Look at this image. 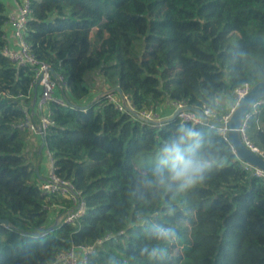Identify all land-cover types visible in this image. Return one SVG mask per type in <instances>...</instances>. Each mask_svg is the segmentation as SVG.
Returning <instances> with one entry per match:
<instances>
[{"label":"trees","instance_id":"obj_1","mask_svg":"<svg viewBox=\"0 0 264 264\" xmlns=\"http://www.w3.org/2000/svg\"><path fill=\"white\" fill-rule=\"evenodd\" d=\"M29 4V52L65 79V103H49L41 139L54 172L85 204L75 225L47 222L51 205L68 202L40 191L28 159L32 72L4 52L9 17L0 0V219L8 222L0 223V264H62L59 253L91 245L85 264H264V178L237 158L226 134L179 116L142 121L107 96L81 104L96 74L137 112L179 101L222 113L233 88L264 81V0ZM248 114L244 135L264 156V108ZM182 124L202 133L217 163L186 191L146 188L160 148ZM155 226L174 235L157 239ZM145 248L162 253L150 258Z\"/></svg>","mask_w":264,"mask_h":264},{"label":"built area","instance_id":"obj_2","mask_svg":"<svg viewBox=\"0 0 264 264\" xmlns=\"http://www.w3.org/2000/svg\"><path fill=\"white\" fill-rule=\"evenodd\" d=\"M29 13V0H17L15 2V11L8 15L9 18L6 23V26L11 27L14 39L17 42L18 47L13 48L7 45L4 48V52L9 57V59L13 61L16 65H28L32 72V84L33 87L36 88L37 92L35 104L40 119L37 124H33L30 122L29 116L26 112V119L23 122V125L27 128L29 133L32 132L39 136H42L47 126L51 123L50 117L48 116L49 103L51 101L57 102L59 104L65 103L63 96L59 94L60 92H56L57 88L65 84V79L61 74L56 75V77L53 78L49 71V65L37 62L29 52L28 45L24 41L23 35L26 19ZM103 84L104 87L101 88V91L116 87L108 81H105ZM251 86L252 85L249 83H243L242 85L233 88L230 93L224 97V101L226 100L225 102L232 100V104H234V106L228 112L221 113L216 112L210 108H204L201 110L202 113L208 119L226 121L232 114L237 102L249 92ZM107 97L108 101L112 102L117 109H119L120 111H126L120 101L119 96L116 93L108 94ZM170 104L173 107L172 112L176 109L186 107L183 102L179 101H170ZM129 107L133 109L132 105H130ZM262 108H264V98H260L255 101L251 105L250 109H252V112L255 113ZM139 113L148 119H161L157 107L153 110L142 111ZM248 115L249 114L246 115L245 121L241 128V137L248 147H250L254 152L263 156V154L259 151L256 146H253L247 141L244 135V126ZM178 116L181 118L182 121L190 122L193 124L202 123L199 116L191 110H183L179 113ZM219 130L223 131L222 134H226L225 128H220ZM255 174L264 178V173L262 171L255 170ZM38 187L43 194L47 195V198L50 195L54 194L65 199L68 202V206L59 203H54L48 208L50 212L52 211V209H55L59 221L71 225H75L77 223V220L83 213L85 203L84 200L81 198L80 192L75 189L74 185L71 183L70 180H67L56 174L52 165L50 166L48 173H46V176L38 181ZM97 243H100V241H98ZM93 251L94 245L83 247L74 246L67 251L59 253L57 256V260L60 261L62 264H85L87 255Z\"/></svg>","mask_w":264,"mask_h":264},{"label":"clouds","instance_id":"obj_3","mask_svg":"<svg viewBox=\"0 0 264 264\" xmlns=\"http://www.w3.org/2000/svg\"><path fill=\"white\" fill-rule=\"evenodd\" d=\"M206 141L194 127L181 125L175 139L166 141L160 148L159 158L151 169L150 177L142 181L146 188L154 191L183 192L193 188L205 179L217 160L205 151ZM153 235L157 239H167L174 233L171 229L155 226ZM150 258L161 255L162 250L145 248Z\"/></svg>","mask_w":264,"mask_h":264},{"label":"water","instance_id":"obj_4","mask_svg":"<svg viewBox=\"0 0 264 264\" xmlns=\"http://www.w3.org/2000/svg\"><path fill=\"white\" fill-rule=\"evenodd\" d=\"M49 71L52 75H54L52 69H49ZM112 93H116L119 96L120 101L126 111L132 113L138 119L152 124H160L167 120L173 119L177 117L179 113L183 110L194 111L199 116L202 123L217 127L219 129L225 128L227 139L231 144L232 149L235 152L237 158L245 165L250 166L255 170L262 171L264 173V157L254 152L250 147H248L241 137V128L245 121V117L248 114L249 109L251 108V105L258 99L264 98V81L256 82L251 86L249 92L237 102L232 114L226 121L208 119L202 113L201 110L188 106L176 109L169 117L161 118L159 120L148 119L142 116L139 112L129 107L125 95L118 86L101 91L93 98V100L102 96H107L108 94ZM44 146L45 142L42 141L41 148ZM2 222L5 224L8 223L7 220L0 219V223Z\"/></svg>","mask_w":264,"mask_h":264},{"label":"crops","instance_id":"obj_5","mask_svg":"<svg viewBox=\"0 0 264 264\" xmlns=\"http://www.w3.org/2000/svg\"><path fill=\"white\" fill-rule=\"evenodd\" d=\"M2 1L4 2L5 6H6L7 15H10V13L15 11V2L17 0H2ZM4 29H5L6 37H7V40H8L7 45L10 46V47H13V48H17L18 44H17V42L14 39L11 27H9V26L5 27L4 26ZM35 89H36L35 87H33L31 89L30 102H29L30 103V107H31V115L28 114L29 120L33 124H37L39 122V119H40L39 118V114L37 112L36 104H35L36 98H37V92H36ZM56 92L57 93L60 92L59 94L62 95L61 91H60V87L56 89ZM100 92L101 91L99 90L98 93H100ZM96 95H94V97ZM89 98L92 99V96L90 94V89H89L88 97H87V99H85L83 101V103L88 101ZM165 104L166 105L164 106V110L166 112L163 113V114H160L161 117L163 116L162 118H165V117H167L168 115H171L174 112V111L172 112L173 107L171 106L170 101H166ZM41 143H42L41 136H39V135H37L35 133H32V132L31 133L28 132L27 151H30V149H36V151L38 153V162H37V165L35 167V172L37 173L38 181L43 179L46 176V173H48V170H49L50 166H52L51 154L48 151V149L46 148V146L41 148ZM42 151L45 152L46 161L43 159V157L41 155ZM56 218H58V217H57V214L55 212V209H52V211L49 212V214H48L47 222L50 223L53 220L57 221L58 219H56Z\"/></svg>","mask_w":264,"mask_h":264},{"label":"rangeland","instance_id":"obj_6","mask_svg":"<svg viewBox=\"0 0 264 264\" xmlns=\"http://www.w3.org/2000/svg\"><path fill=\"white\" fill-rule=\"evenodd\" d=\"M89 76H93V74H92V75L89 74ZM94 77H95V80H94V81H90V82L88 83V86H87V87L90 89V94H91L92 98L94 97V95H96V94L98 93V91H99L101 88L104 87L103 80L101 79V77H99V76L96 75V74L94 75ZM89 99H90V98H89ZM225 101H226V100H225ZM225 101H222V103H223L224 105L221 107V108H222V111H223L224 113L228 112V111L234 106V104H232V103H233L232 100H229V101H227V102H225ZM82 103H83V101H81V104H82ZM127 103H128L129 106L131 105L128 99H127ZM165 105H166L165 102H163V103H161V104L158 106L159 115H160V114H163V113L166 112V111L164 110V106H165ZM169 116H171V115H168L167 117H169ZM162 117H163V116H162ZM162 117H161V118H162ZM219 131H220L221 134L223 133L222 130H219ZM27 146H28V145H27ZM41 155H42L43 159L46 161V155H45V152H44V151L41 152ZM28 159H29L30 162L35 163V164L38 162V153H37L36 149H30V151H28Z\"/></svg>","mask_w":264,"mask_h":264}]
</instances>
